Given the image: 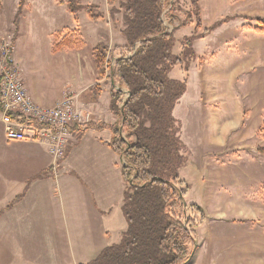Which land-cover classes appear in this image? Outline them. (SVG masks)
I'll return each mask as SVG.
<instances>
[{
    "label": "rangeland",
    "instance_id": "rangeland-1",
    "mask_svg": "<svg viewBox=\"0 0 264 264\" xmlns=\"http://www.w3.org/2000/svg\"><path fill=\"white\" fill-rule=\"evenodd\" d=\"M2 1L0 37L4 40L0 41V57L7 52L11 64L13 57L19 72L13 65L14 71L25 89H37L51 100L73 81L66 65L74 63L80 69L83 65L85 75L91 78L96 43L103 42L108 47L105 78L99 84L107 81L110 89L113 83L109 76L116 61L131 57L139 45L128 46L122 34L125 27L120 0L112 6L106 4L107 0L85 2L100 14L99 20H91L83 11L75 17L57 0H25L16 18L20 0ZM189 1L175 0L174 9L189 11ZM198 1L206 25L203 29L201 20L198 32L222 22L204 38L195 39L196 57L189 64L186 92L173 111L188 158L180 177L187 189L185 201L204 211V222L195 228L196 247L191 261L264 264V154L257 151L264 148V56L248 58L245 51L251 47L264 51V34L252 30L257 26L256 19L264 18V0ZM112 7L117 11L110 16ZM244 11L260 13L246 16ZM169 18L165 8L164 27L169 33L175 31L173 53L181 57V43L195 33L196 21L193 16L190 24L175 30L186 16L179 14L173 24ZM68 31H75L85 42L77 50L82 65L77 52L52 49L58 41L53 35L60 34L61 38ZM242 32L255 33L260 39L253 40ZM170 77L183 79L184 64L175 66ZM122 91L126 98L127 91ZM0 126L3 130V124ZM1 143L2 150L16 146ZM230 145L234 146L231 153L226 149ZM21 190L15 194L21 195ZM191 215L188 209L187 217L198 218Z\"/></svg>",
    "mask_w": 264,
    "mask_h": 264
},
{
    "label": "trees",
    "instance_id": "trees-1",
    "mask_svg": "<svg viewBox=\"0 0 264 264\" xmlns=\"http://www.w3.org/2000/svg\"><path fill=\"white\" fill-rule=\"evenodd\" d=\"M74 16L83 11L91 20L101 19L90 5L77 0H57ZM116 0H107L112 6ZM190 10L175 8V0H120L125 29L122 34L128 46L139 43L131 57L119 58L110 72L109 110L118 117L114 124L88 122L83 129L76 128L78 135L86 130H107L110 139L107 146L122 160L120 172L124 183L121 211L126 229L120 240L105 247L86 264H189L196 247L195 228L204 222L203 209L195 204L187 205V189L180 178V171L187 166L185 145L179 132L180 124L173 115L174 108L187 88L190 61L196 57L193 49L195 39L204 38L222 21L214 23L209 30L201 29V14L198 0H190ZM3 1L0 0V9ZM25 0H20L16 18L19 17ZM167 9L170 23L184 14L185 21L175 30L186 27L192 17L196 21L195 33L181 43V57L174 55V32H167L162 15ZM117 9L111 8L113 16ZM256 33L264 34V18L256 19ZM56 36V37H55ZM52 46L60 49L80 50L84 41L75 31L60 38ZM16 36L11 38L14 44ZM108 47L100 42L92 49V64L96 82L89 89L91 100H97L102 92L99 84L105 78V58ZM184 64L185 77L173 79L170 73L177 65ZM117 84L118 89L115 88ZM127 97L124 98V92ZM122 106L120 107L119 105ZM20 124L45 128L36 120L11 114ZM264 154V148H257ZM62 160L57 162V165ZM53 175V168L50 169ZM30 178L21 195L9 205L19 202L33 180ZM198 218H189L187 213ZM191 215V217H193Z\"/></svg>",
    "mask_w": 264,
    "mask_h": 264
},
{
    "label": "crops",
    "instance_id": "crops-1",
    "mask_svg": "<svg viewBox=\"0 0 264 264\" xmlns=\"http://www.w3.org/2000/svg\"><path fill=\"white\" fill-rule=\"evenodd\" d=\"M85 2L89 1L81 3L87 5ZM199 6L201 9L200 1ZM259 13L244 11L246 16ZM201 20L206 29L202 16ZM242 35L260 39L252 32ZM245 51L248 58L264 56L260 48ZM78 59L82 65L80 54ZM12 61L17 69L13 57ZM78 66L66 65L73 81L52 100L37 89H25L27 96L44 109L70 98L90 121L114 124L118 117L109 110L110 84L101 82L99 98L91 100L89 89L96 82L93 64L91 78L85 75L83 65L81 69ZM66 139V155L57 165L49 146L31 138L12 142L15 148L2 150L1 142L6 139L4 129H0V264H86L105 247L117 243L125 231L121 160L107 146L109 131L89 129L82 135L73 131ZM233 147L226 146L227 152ZM38 174L42 177L33 180L23 198L8 208L15 193L22 192L27 181ZM189 264H196V260Z\"/></svg>",
    "mask_w": 264,
    "mask_h": 264
},
{
    "label": "built area",
    "instance_id": "built-area-1",
    "mask_svg": "<svg viewBox=\"0 0 264 264\" xmlns=\"http://www.w3.org/2000/svg\"><path fill=\"white\" fill-rule=\"evenodd\" d=\"M11 63L10 56L5 52L0 57V121L3 124L4 137L8 142H23L31 138L46 144L54 160L58 162L67 152L66 136L73 132L72 129H83L90 122L89 116L77 109L70 98L50 109L35 105L27 96ZM11 114L36 120L45 128L37 129L20 124L12 119Z\"/></svg>",
    "mask_w": 264,
    "mask_h": 264
}]
</instances>
